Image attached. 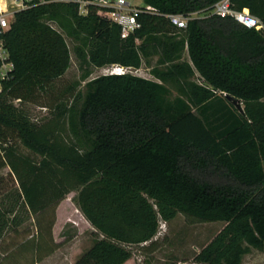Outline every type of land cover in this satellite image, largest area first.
<instances>
[{
    "label": "trees",
    "instance_id": "1",
    "mask_svg": "<svg viewBox=\"0 0 264 264\" xmlns=\"http://www.w3.org/2000/svg\"><path fill=\"white\" fill-rule=\"evenodd\" d=\"M218 1L143 0L155 12H141L140 28L126 39L97 5L81 15L72 2L31 0L14 14L2 35L12 69L0 79V170L9 168L37 236L0 247V264L18 249L24 264L53 251L55 209L71 192L96 235L73 264H123L132 245L154 251L159 222L178 214L224 223L193 263L241 264L250 248L264 253V30L212 14ZM230 3L264 26V0ZM172 14L188 17L186 27L173 26ZM49 21L82 40L80 68H138L157 55L154 79L100 75L85 83L84 96L71 85L49 121L17 118L6 99L36 102L70 64ZM187 166L231 183L198 178ZM5 226L0 211V242Z\"/></svg>",
    "mask_w": 264,
    "mask_h": 264
},
{
    "label": "rangeland",
    "instance_id": "2",
    "mask_svg": "<svg viewBox=\"0 0 264 264\" xmlns=\"http://www.w3.org/2000/svg\"><path fill=\"white\" fill-rule=\"evenodd\" d=\"M11 0H8L10 2ZM137 6H143V0H130ZM194 17H203L202 14L194 15ZM53 28L58 30L64 37L70 53V64L62 77L57 79L48 89L47 93L39 96L36 102H23L18 100L6 99V103L15 111V116L19 119L25 118L30 125L39 126L52 119L55 110L54 106L59 100L68 99L70 93L67 91L71 85H76L74 92L80 91L81 95L86 94L85 83L100 75L110 74L114 71L116 64H109L104 67L97 68L89 63H84L80 68V60L76 54V49L82 46V40H76L70 36L66 29L60 28L55 22H48ZM172 37L179 38V34L172 32ZM183 59L188 60L185 52ZM158 56L154 55L147 59H142L138 68H128V72L147 79H154L150 73L152 67L157 65ZM171 88V97L177 96L176 91ZM242 106V105H241ZM12 142L10 141L8 145ZM13 144V143H12ZM17 149L23 154H30L20 143H17ZM2 147L0 146V152ZM187 169L196 177L208 179L213 182L231 183V180L217 173L201 172L187 166ZM77 192L69 193V199L75 203V195ZM0 211L6 223V234L0 247L4 252L7 251L9 245L17 243L19 234L35 231L33 216L22 202L17 183L13 177L9 175V168L5 167L0 170ZM82 219V218H81ZM76 220V219H74ZM85 224V222H83ZM159 222V227H160ZM72 222H68L67 231L71 228ZM86 225V224H85ZM163 226V225H162ZM224 226L223 222H189L184 216L178 214L171 221L165 224L164 230L158 231L157 248L153 251L144 250L141 245L129 246L133 255L130 264H197L193 263L194 256L205 246ZM75 231L81 233V247L88 249L92 244V234L85 229L84 225L75 227ZM95 237V236H94ZM86 249V250H87ZM85 250V251H86ZM21 249L16 250L14 259L20 260ZM13 259V258H12ZM241 264H264V253L250 248V252L242 259Z\"/></svg>",
    "mask_w": 264,
    "mask_h": 264
},
{
    "label": "built area",
    "instance_id": "3",
    "mask_svg": "<svg viewBox=\"0 0 264 264\" xmlns=\"http://www.w3.org/2000/svg\"><path fill=\"white\" fill-rule=\"evenodd\" d=\"M31 0H0V79H5L8 72L12 69V64L8 60V52L5 48L2 35L8 30L14 14L18 11L25 10L30 7ZM61 2H72L78 6V12L85 15L90 5H97L106 8L107 11L103 16L120 27V36L126 39L134 31L140 28V23L137 20L138 15L143 11L155 12V9L149 5L137 6L131 3L130 0H58ZM220 17H232L238 23L249 29L257 31L264 30V26L259 18L252 15L247 8L236 10L231 6L230 0H219L213 6L211 11ZM170 23L177 28H185L188 17L178 14L167 16ZM128 68L115 67L110 74H124ZM1 91V83H0ZM165 222L160 223V232L164 230ZM163 225V226H162ZM158 230V231H159Z\"/></svg>",
    "mask_w": 264,
    "mask_h": 264
},
{
    "label": "crops",
    "instance_id": "4",
    "mask_svg": "<svg viewBox=\"0 0 264 264\" xmlns=\"http://www.w3.org/2000/svg\"><path fill=\"white\" fill-rule=\"evenodd\" d=\"M69 195L70 194H68L55 209V220L51 229V238L53 243L56 244L55 248L52 252L44 254L41 259L34 261L33 264H73L87 249H82L80 241L82 239V234L75 231V227L80 226V224H83L85 229L89 230L92 234V238H95L94 228L84 218L76 204L72 202V199L70 200L68 198ZM68 222H72L69 231L65 229L68 226ZM83 222H85L86 225ZM32 235L35 237L37 236L35 231L32 233H20L18 239L19 244L23 246L26 241L32 240L30 239ZM30 250L31 254H33L34 248L32 247ZM20 259L21 261L17 259L10 262L4 260L3 264H24V258L21 257ZM131 259L132 258L128 259L123 264H130Z\"/></svg>",
    "mask_w": 264,
    "mask_h": 264
}]
</instances>
